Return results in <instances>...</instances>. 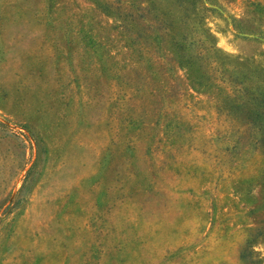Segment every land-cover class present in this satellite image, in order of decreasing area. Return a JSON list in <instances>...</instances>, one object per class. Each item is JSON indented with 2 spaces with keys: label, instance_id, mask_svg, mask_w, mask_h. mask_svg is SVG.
<instances>
[{
  "label": "rangeland",
  "instance_id": "374dc122",
  "mask_svg": "<svg viewBox=\"0 0 264 264\" xmlns=\"http://www.w3.org/2000/svg\"><path fill=\"white\" fill-rule=\"evenodd\" d=\"M91 1L0 0V264H264V121L233 71L223 115L165 102L155 80L176 95L187 70L166 55L148 79ZM201 2L238 94L264 90V0Z\"/></svg>",
  "mask_w": 264,
  "mask_h": 264
},
{
  "label": "trees",
  "instance_id": "16d2710c",
  "mask_svg": "<svg viewBox=\"0 0 264 264\" xmlns=\"http://www.w3.org/2000/svg\"><path fill=\"white\" fill-rule=\"evenodd\" d=\"M162 0H94L91 4L97 6L112 23L105 22L115 31L117 41H122L123 45L118 44L117 50H139L142 51L149 69L148 79L153 81L158 77L159 60L164 56H170L172 63L177 68L186 69V77L189 87L182 89L179 94L173 92L174 86L168 83L165 78L157 79L164 87L162 100L167 102L185 99V96H192L189 91L210 94L217 102L218 115H223L226 110V102L231 94V89L225 85L224 77L227 70L233 71L229 75L230 83L235 88L233 104L235 110L240 114L244 113L242 120L246 125L255 120L264 121V90L255 91L246 97H242L239 92L247 88L240 57L233 60L237 67L228 66L224 59L229 55L220 51L215 45L209 43L212 33L205 24V10L207 7L201 0H168L169 3L180 11L175 17L164 12H158V4ZM154 44V45H153ZM152 48H156L155 55H148ZM121 50V51H122ZM164 54V55H162ZM113 57V56H112ZM115 57V56H114ZM117 57V56H116ZM132 67L138 64V60L126 59ZM172 64V67H173ZM126 65V64H125ZM127 66V65H126ZM222 66V67H221ZM229 67V68H228ZM217 71L219 74L217 75ZM164 74V72H163ZM228 77V76H227ZM176 80L181 78L178 74L174 75ZM130 87L129 91H132ZM152 96L156 90L152 88ZM129 98V96H127ZM203 103L196 100V103ZM203 107L194 110V117L203 118L206 113ZM236 112V111H235Z\"/></svg>",
  "mask_w": 264,
  "mask_h": 264
}]
</instances>
